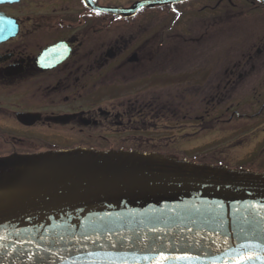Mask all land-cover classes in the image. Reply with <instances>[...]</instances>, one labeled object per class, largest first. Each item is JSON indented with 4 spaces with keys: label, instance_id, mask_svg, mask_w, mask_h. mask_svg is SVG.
<instances>
[{
    "label": "flooded vegetation",
    "instance_id": "obj_1",
    "mask_svg": "<svg viewBox=\"0 0 264 264\" xmlns=\"http://www.w3.org/2000/svg\"><path fill=\"white\" fill-rule=\"evenodd\" d=\"M10 1L0 4L17 29L0 43V160L193 153L199 137L231 133L255 139L264 172V0H174L129 18L85 0Z\"/></svg>",
    "mask_w": 264,
    "mask_h": 264
},
{
    "label": "water",
    "instance_id": "obj_2",
    "mask_svg": "<svg viewBox=\"0 0 264 264\" xmlns=\"http://www.w3.org/2000/svg\"><path fill=\"white\" fill-rule=\"evenodd\" d=\"M15 34L0 15V43ZM174 156L193 163L78 149L0 160V264H264V174L229 170L260 168Z\"/></svg>",
    "mask_w": 264,
    "mask_h": 264
},
{
    "label": "rangeland",
    "instance_id": "obj_3",
    "mask_svg": "<svg viewBox=\"0 0 264 264\" xmlns=\"http://www.w3.org/2000/svg\"><path fill=\"white\" fill-rule=\"evenodd\" d=\"M213 48L216 46L208 49ZM197 145L199 146L197 152L174 155L215 163L260 168L254 151L255 139L253 137L235 136L231 133L207 139L199 137Z\"/></svg>",
    "mask_w": 264,
    "mask_h": 264
},
{
    "label": "snow or ice",
    "instance_id": "obj_4",
    "mask_svg": "<svg viewBox=\"0 0 264 264\" xmlns=\"http://www.w3.org/2000/svg\"><path fill=\"white\" fill-rule=\"evenodd\" d=\"M251 258H249V260H250Z\"/></svg>",
    "mask_w": 264,
    "mask_h": 264
}]
</instances>
